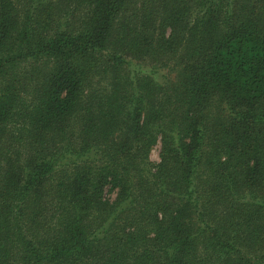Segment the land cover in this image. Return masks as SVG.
<instances>
[{"label": "trees", "instance_id": "1", "mask_svg": "<svg viewBox=\"0 0 264 264\" xmlns=\"http://www.w3.org/2000/svg\"><path fill=\"white\" fill-rule=\"evenodd\" d=\"M0 264H264V0H0Z\"/></svg>", "mask_w": 264, "mask_h": 264}, {"label": "rangeland", "instance_id": "2", "mask_svg": "<svg viewBox=\"0 0 264 264\" xmlns=\"http://www.w3.org/2000/svg\"><path fill=\"white\" fill-rule=\"evenodd\" d=\"M158 154H159V143H155L152 148L150 149V153H149V161L150 162H157L159 157H158ZM106 196L109 197V198H113L115 193L113 192L112 189H109L107 188L106 191Z\"/></svg>", "mask_w": 264, "mask_h": 264}]
</instances>
